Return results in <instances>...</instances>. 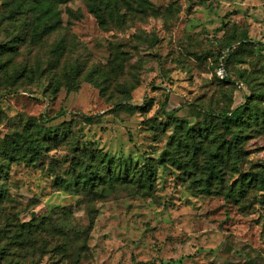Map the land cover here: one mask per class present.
<instances>
[{
	"label": "rangeland",
	"instance_id": "374dc122",
	"mask_svg": "<svg viewBox=\"0 0 264 264\" xmlns=\"http://www.w3.org/2000/svg\"><path fill=\"white\" fill-rule=\"evenodd\" d=\"M91 1L0 0V161L20 134H59L0 173V264H264V191H236L240 171H264V121L233 125L239 162L226 145L210 154L212 111L251 98L264 113L251 96L264 89V0H94L103 22ZM89 150L129 176L82 189ZM210 161L221 179L203 192ZM150 163L139 186L131 173Z\"/></svg>",
	"mask_w": 264,
	"mask_h": 264
},
{
	"label": "trees",
	"instance_id": "16d2710c",
	"mask_svg": "<svg viewBox=\"0 0 264 264\" xmlns=\"http://www.w3.org/2000/svg\"><path fill=\"white\" fill-rule=\"evenodd\" d=\"M41 1V0H36ZM53 1V0H51ZM59 1H67V0H59ZM89 10L93 12L101 22H103L104 17L102 15L101 7L98 4V2L92 0L89 4ZM7 46L6 43H0V52ZM228 54L227 52H224L223 50L218 51L216 54V58L219 59L218 65L223 69V76L226 75V69L225 65L223 63V60L226 61V56ZM222 56V57H221ZM79 72V66L76 65L72 67L65 75V78L67 79L66 84L68 89H75L76 88V79ZM15 90L8 89L2 95L15 93ZM252 97L259 98L257 100H260L264 98V89L254 92H251ZM248 96V97H251ZM251 98H247V100L243 103H240L236 107L232 109H222L219 111H212V113H215L217 117V120L219 121V126L222 128V134L221 137L218 139V142L213 147V151H210V154H212L215 157H218L221 153V150L224 149L226 152L224 153H230L232 152L237 157V162L241 159V153H242V147H241V137L240 129H234L233 125H243L249 122V120L254 121H264V113L258 109V101H252ZM120 104V103H117ZM177 109H172L169 112H166L168 117H172L174 115V112ZM63 112V111H60ZM214 115V114H212ZM207 126L204 125L203 127H197L198 133L204 134L206 133ZM196 128L188 127L187 132L192 135V132L195 131ZM57 129H48L45 128L44 130L39 131L38 133H35L34 135H31L29 132H26L24 134H20L12 144L5 147L3 150V153L5 155L3 161H0V173L4 172L6 170V165L9 160L16 159L15 156L18 154L20 156H29V159L39 157L40 154H42V149L47 145L42 142V140H47L49 138H54L58 136ZM179 143H181L179 141ZM229 150H232L228 152ZM88 154L91 156V160H96V163H93L91 165H86L83 167L81 166V188L86 189L90 193L96 192V188L100 186L103 190L105 187H110L114 184L115 181H118L117 179L125 180L129 176V170L127 166V162L122 160H113L111 157H107L105 153L97 154L93 150H89ZM223 153L219 156L222 157ZM174 162L178 163L181 168H185V166L180 163L179 157H174ZM162 162V161H161ZM99 164V165H98ZM107 171H105L104 169ZM121 171V172H120ZM156 171V166L152 163H150L146 169H141L140 171L136 173H131V176L136 180L137 184L139 186H145L146 184H151V180L154 176V172ZM240 177L237 180V190L238 192L242 193L243 189L246 187H243L245 183L249 184L253 182V184H256L260 187L261 190L264 191V171H240L239 173ZM212 179L220 180L221 177L217 170L214 169L212 161L209 162V171L204 179V181L201 183L200 189L203 190V192H209L210 191V183ZM226 194L234 197L235 191L233 187H228L226 189ZM262 200H264V193H262ZM4 196V189L0 187V202L2 201ZM3 256V248L0 247V257ZM136 264H145V262L138 261Z\"/></svg>",
	"mask_w": 264,
	"mask_h": 264
},
{
	"label": "built area",
	"instance_id": "2783aa9c",
	"mask_svg": "<svg viewBox=\"0 0 264 264\" xmlns=\"http://www.w3.org/2000/svg\"><path fill=\"white\" fill-rule=\"evenodd\" d=\"M223 72H224L223 69H220V72H219V73H220L221 75H223Z\"/></svg>",
	"mask_w": 264,
	"mask_h": 264
}]
</instances>
